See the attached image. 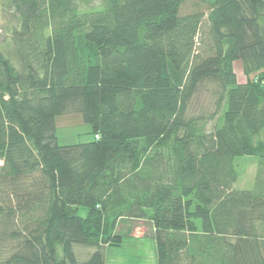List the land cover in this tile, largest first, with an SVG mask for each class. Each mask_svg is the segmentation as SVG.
Here are the masks:
<instances>
[{
  "label": "trees",
  "instance_id": "obj_1",
  "mask_svg": "<svg viewBox=\"0 0 264 264\" xmlns=\"http://www.w3.org/2000/svg\"><path fill=\"white\" fill-rule=\"evenodd\" d=\"M93 1L6 2L0 264H104L71 245H120L122 218L151 221L157 264H264V0ZM206 82L214 110L189 114ZM68 113L92 139L58 142ZM239 155L253 189L232 187Z\"/></svg>",
  "mask_w": 264,
  "mask_h": 264
},
{
  "label": "rangeland",
  "instance_id": "obj_2",
  "mask_svg": "<svg viewBox=\"0 0 264 264\" xmlns=\"http://www.w3.org/2000/svg\"><path fill=\"white\" fill-rule=\"evenodd\" d=\"M7 0H0V50L5 53L14 64H17L15 57L16 44L14 43L11 31L18 26L16 15L6 4ZM95 0L86 4V7L98 5ZM84 7V6H83ZM206 23H202L203 29ZM202 35L196 36V47L203 46ZM237 80L243 81L241 64L239 60L232 63ZM211 82L201 84L197 93L193 96L188 113L208 115L214 110L213 90ZM217 115L208 121L210 128L216 120ZM56 136L60 144L85 142L93 138L91 126L84 122L79 113H68L55 117ZM234 164L239 171L238 178L232 184L237 189H253L255 185L256 158L253 155H239L234 158ZM152 225L148 218L129 219L122 218L118 221L115 232L123 235L120 245H108L101 242L98 245H71L74 258L77 262H83L98 249L103 254L104 264H157L156 247L152 237Z\"/></svg>",
  "mask_w": 264,
  "mask_h": 264
}]
</instances>
